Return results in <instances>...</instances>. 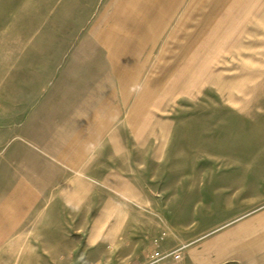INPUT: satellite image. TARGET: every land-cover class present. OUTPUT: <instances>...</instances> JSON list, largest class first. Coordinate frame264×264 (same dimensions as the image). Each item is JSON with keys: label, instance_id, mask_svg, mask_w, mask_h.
<instances>
[{"label": "rangeland", "instance_id": "obj_1", "mask_svg": "<svg viewBox=\"0 0 264 264\" xmlns=\"http://www.w3.org/2000/svg\"><path fill=\"white\" fill-rule=\"evenodd\" d=\"M200 182L264 208V0H0V264L125 262Z\"/></svg>", "mask_w": 264, "mask_h": 264}, {"label": "crops", "instance_id": "obj_2", "mask_svg": "<svg viewBox=\"0 0 264 264\" xmlns=\"http://www.w3.org/2000/svg\"><path fill=\"white\" fill-rule=\"evenodd\" d=\"M39 179H43L39 182L41 186L31 182L28 193L50 194L52 173ZM207 185V182L190 185L184 207L180 202L186 199H175L178 203L173 210L188 211L186 219L174 224L182 228L180 231L167 234L157 245L154 240L146 247L140 241H132L128 260L115 264H145L154 250L163 255V264H264V208L234 204L226 188ZM176 254L179 258H175Z\"/></svg>", "mask_w": 264, "mask_h": 264}, {"label": "built area", "instance_id": "obj_3", "mask_svg": "<svg viewBox=\"0 0 264 264\" xmlns=\"http://www.w3.org/2000/svg\"><path fill=\"white\" fill-rule=\"evenodd\" d=\"M167 236L166 233H162L161 236H159V238H156L154 240V243L157 245L161 242V240L163 238H165ZM175 258H179V255L176 254L175 255ZM163 255L157 251V250H154L148 257V261L145 263V264H163Z\"/></svg>", "mask_w": 264, "mask_h": 264}, {"label": "bare ground", "instance_id": "obj_4", "mask_svg": "<svg viewBox=\"0 0 264 264\" xmlns=\"http://www.w3.org/2000/svg\"><path fill=\"white\" fill-rule=\"evenodd\" d=\"M79 173H80V171H79ZM80 176V175H79Z\"/></svg>", "mask_w": 264, "mask_h": 264}]
</instances>
